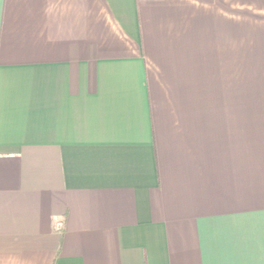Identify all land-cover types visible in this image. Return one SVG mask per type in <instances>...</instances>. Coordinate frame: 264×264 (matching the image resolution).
<instances>
[{
	"label": "crops",
	"instance_id": "crops-1",
	"mask_svg": "<svg viewBox=\"0 0 264 264\" xmlns=\"http://www.w3.org/2000/svg\"><path fill=\"white\" fill-rule=\"evenodd\" d=\"M0 264H264V0H0Z\"/></svg>",
	"mask_w": 264,
	"mask_h": 264
}]
</instances>
